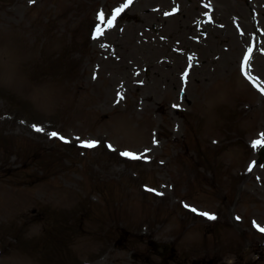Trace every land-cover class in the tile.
Returning <instances> with one entry per match:
<instances>
[{
    "label": "rangeland",
    "instance_id": "1",
    "mask_svg": "<svg viewBox=\"0 0 264 264\" xmlns=\"http://www.w3.org/2000/svg\"><path fill=\"white\" fill-rule=\"evenodd\" d=\"M125 2L0 0V264H264V0Z\"/></svg>",
    "mask_w": 264,
    "mask_h": 264
},
{
    "label": "snow or ice",
    "instance_id": "2",
    "mask_svg": "<svg viewBox=\"0 0 264 264\" xmlns=\"http://www.w3.org/2000/svg\"><path fill=\"white\" fill-rule=\"evenodd\" d=\"M30 3H34L35 0H29ZM133 3V0H126V2L121 6V7H117L116 9H114L111 13V15L107 18V20H105V14L103 12L98 13V23L96 25V28L93 32V39H97L99 35H101V28L102 26L106 29H110L114 26V23L117 21L118 17ZM176 9L173 10V12H175ZM170 13H165V15H169ZM253 49L250 47L247 50V54L244 55L243 57V62H242V71H244V67L250 65V54L252 53ZM189 64L191 65V57H189ZM247 76V73H244ZM183 76L186 78L188 76L187 71L183 73ZM94 79L96 78L95 76L93 77ZM260 91L262 92V94H264V89H260ZM120 99H123L122 96H119L118 94V100L117 102H119ZM174 107H177L176 105H174ZM34 127V130L37 132H42L44 131L42 128L39 127ZM50 135V137H57L59 134L55 131H52L50 133H48ZM262 138L258 139L256 141L253 142L252 147L254 149H257L258 147H264V134H261ZM60 139L65 140L64 137H60ZM65 142H68L67 140H65ZM99 142L98 141H84L82 143V147L84 148H88V149H92L95 148L97 146ZM153 143L155 144L156 141L155 139L153 140ZM109 147H111L109 145ZM121 156L123 157H127L133 160H138L141 159L142 156L141 155H137L128 151L125 152H121L120 153ZM251 170V169H249ZM193 211H196L195 209H193ZM201 215H205L208 217V219H216L215 216L210 215L208 213H201ZM261 233H264V228H259L258 229Z\"/></svg>",
    "mask_w": 264,
    "mask_h": 264
},
{
    "label": "bare ground",
    "instance_id": "3",
    "mask_svg": "<svg viewBox=\"0 0 264 264\" xmlns=\"http://www.w3.org/2000/svg\"><path fill=\"white\" fill-rule=\"evenodd\" d=\"M176 61L178 62L179 61V57L176 58ZM175 78V77H174ZM174 78H170L169 79V83H170V87L174 86L176 84V81Z\"/></svg>",
    "mask_w": 264,
    "mask_h": 264
}]
</instances>
